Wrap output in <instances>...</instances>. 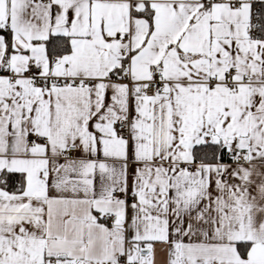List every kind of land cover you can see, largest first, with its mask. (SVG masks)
Segmentation results:
<instances>
[{
	"label": "snow or ice",
	"instance_id": "snow-or-ice-1",
	"mask_svg": "<svg viewBox=\"0 0 264 264\" xmlns=\"http://www.w3.org/2000/svg\"><path fill=\"white\" fill-rule=\"evenodd\" d=\"M0 264H264V0H0Z\"/></svg>",
	"mask_w": 264,
	"mask_h": 264
}]
</instances>
